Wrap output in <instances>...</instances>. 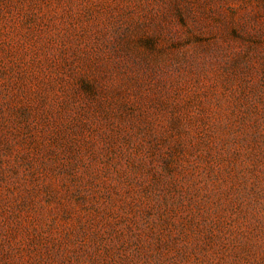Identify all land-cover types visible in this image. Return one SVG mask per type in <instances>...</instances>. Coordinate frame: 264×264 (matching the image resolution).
<instances>
[{
  "label": "rangeland",
  "instance_id": "374dc122",
  "mask_svg": "<svg viewBox=\"0 0 264 264\" xmlns=\"http://www.w3.org/2000/svg\"><path fill=\"white\" fill-rule=\"evenodd\" d=\"M0 264H264V0H0Z\"/></svg>",
  "mask_w": 264,
  "mask_h": 264
}]
</instances>
